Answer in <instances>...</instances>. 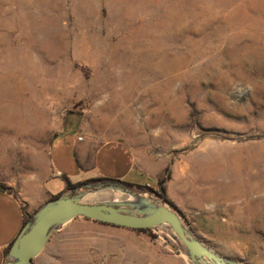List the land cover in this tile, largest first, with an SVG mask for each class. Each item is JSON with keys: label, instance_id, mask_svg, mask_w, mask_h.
<instances>
[{"label": "rangeland", "instance_id": "1", "mask_svg": "<svg viewBox=\"0 0 264 264\" xmlns=\"http://www.w3.org/2000/svg\"><path fill=\"white\" fill-rule=\"evenodd\" d=\"M73 111L161 167L132 187L222 256L264 264V0H0L1 185L50 175ZM149 230L79 217L33 264H189Z\"/></svg>", "mask_w": 264, "mask_h": 264}, {"label": "water", "instance_id": "2", "mask_svg": "<svg viewBox=\"0 0 264 264\" xmlns=\"http://www.w3.org/2000/svg\"><path fill=\"white\" fill-rule=\"evenodd\" d=\"M82 217L129 229L163 231L189 264H245L222 256L191 231L180 212L155 192L119 181L84 182L42 204L9 247L3 264H33L52 235Z\"/></svg>", "mask_w": 264, "mask_h": 264}, {"label": "crops", "instance_id": "3", "mask_svg": "<svg viewBox=\"0 0 264 264\" xmlns=\"http://www.w3.org/2000/svg\"><path fill=\"white\" fill-rule=\"evenodd\" d=\"M69 115L50 148V175L16 195L0 191V264L28 215L67 190L65 178L74 184L108 178L145 185L161 173V167L150 169V153L140 152L127 137L102 138L94 130L99 129V121L90 123L77 111Z\"/></svg>", "mask_w": 264, "mask_h": 264}, {"label": "trees", "instance_id": "4", "mask_svg": "<svg viewBox=\"0 0 264 264\" xmlns=\"http://www.w3.org/2000/svg\"><path fill=\"white\" fill-rule=\"evenodd\" d=\"M97 180H103V181H119V180H115V179H108V178H101V179H93V180H90V181H88V182H95V181H97ZM65 181H66V183H67V189H69V188H74V187H76L77 185H79L80 183H76V184H74V183H72L68 178H65ZM119 182H122V183H124V184H126V185H132L131 183H127V182H123V181H119ZM139 186H141V185H139ZM0 191H6V192H9L8 191V189H7V187H5L4 185H1L0 184ZM9 193H11V192H9ZM55 197V196H54ZM26 220H27V218L25 219V221H24V223L26 222ZM100 223H102V222H100ZM104 224V223H103ZM138 231H150L149 229H137Z\"/></svg>", "mask_w": 264, "mask_h": 264}]
</instances>
